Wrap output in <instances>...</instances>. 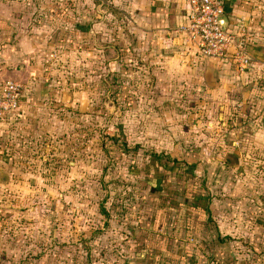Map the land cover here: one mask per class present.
<instances>
[{"label": "rangeland", "instance_id": "rangeland-1", "mask_svg": "<svg viewBox=\"0 0 264 264\" xmlns=\"http://www.w3.org/2000/svg\"><path fill=\"white\" fill-rule=\"evenodd\" d=\"M31 3L0 0V9ZM37 4L33 23L55 54L53 83L64 82L72 106L56 112L66 120L55 135L56 156L25 154L13 183L0 190V264H117L150 221L173 235L184 264L254 258L260 188L253 185L248 198L230 191L259 178L261 148L243 137L244 118L163 94V69L146 63L141 51L128 53L118 39L121 0L114 16L109 0ZM236 152L246 160L235 159ZM256 248L261 253L264 241Z\"/></svg>", "mask_w": 264, "mask_h": 264}, {"label": "crops", "instance_id": "crops-1", "mask_svg": "<svg viewBox=\"0 0 264 264\" xmlns=\"http://www.w3.org/2000/svg\"><path fill=\"white\" fill-rule=\"evenodd\" d=\"M38 1L32 0L28 9L24 6L13 10L0 9V85L12 81L25 88L19 110L0 124V190L13 183L12 178L19 172L17 160L24 158L25 154L41 155L43 160L56 156L55 135L66 124L56 112L72 106L71 102L67 105L64 82L62 88H56L53 83L56 77L53 70L55 54L48 49L51 48L49 38L33 23ZM109 1L113 6L110 15H119L120 0ZM121 1L125 21L121 20L124 25L118 39L127 45L128 53L141 51L146 63L163 69V94L187 95L197 101L196 109H219L225 112V117L228 112L233 121V114H237L239 122L244 118L239 124L242 134L247 135L243 137L248 141H259V167L255 170L259 178L247 180L249 184L245 188L238 182L230 191L247 194L248 198L252 196L253 185L255 190L260 188L253 201L254 206L261 208H255L257 215L251 228L256 237L251 240L254 247L250 248L255 250V259L259 255L261 258L258 263L250 262L254 259L251 254L244 260L245 264H264V249L258 253L256 248L264 241V0H220L225 11L222 17L225 29L238 37L237 41L243 44L245 53L252 60V66L242 71L234 64L232 54L221 61L207 59L188 40L185 34L190 14L188 0ZM103 8L102 2L98 10ZM26 15L31 17L28 22L24 21ZM258 122L263 131H257ZM232 156L244 161L247 154L236 152ZM228 164L232 166L229 161ZM249 173L253 172L247 168L245 174L249 176ZM147 225L148 231L139 234L138 239L130 238L126 256L118 257L116 263L184 264L185 253L180 251L177 259V249L171 242L173 235L163 227H154L153 221ZM225 240L231 239L227 237ZM170 252H175L174 259L172 254L166 255Z\"/></svg>", "mask_w": 264, "mask_h": 264}, {"label": "built area", "instance_id": "built-area-1", "mask_svg": "<svg viewBox=\"0 0 264 264\" xmlns=\"http://www.w3.org/2000/svg\"><path fill=\"white\" fill-rule=\"evenodd\" d=\"M188 5L189 24L185 34L200 55L221 61L232 54L238 70L252 66L243 44L237 41L238 37L225 29L222 21L225 11L220 0H188ZM24 89L22 84L12 81L0 85V124L19 110Z\"/></svg>", "mask_w": 264, "mask_h": 264}]
</instances>
